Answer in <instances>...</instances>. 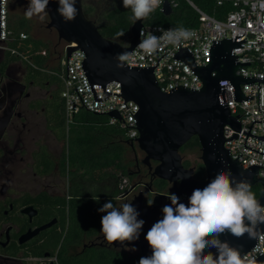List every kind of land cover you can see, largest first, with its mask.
<instances>
[{"label":"trees","instance_id":"1","mask_svg":"<svg viewBox=\"0 0 264 264\" xmlns=\"http://www.w3.org/2000/svg\"><path fill=\"white\" fill-rule=\"evenodd\" d=\"M21 1L9 0V27L15 37L24 33L27 38L20 42L15 40L13 46L26 59L41 63L44 61L42 56L45 55L43 48L46 43L31 35L34 25L22 13ZM170 1L175 6L171 7L169 15H164L158 7L143 19V23L194 27L199 23V15L194 7L217 19H223L231 9L229 3L217 5L215 0ZM82 10L102 37L122 45L129 43L131 11L123 7L122 0H82ZM120 32L125 34L120 36ZM52 78L59 81V87L47 100L45 125L62 147L60 154L55 156L45 146H40L33 154L34 169L39 174H48L57 167L60 175L66 178V190L62 195L47 192L35 196L25 194L19 201L20 205L31 204L38 210L34 224L46 223L53 218L57 221L23 244L17 243L18 234L15 235V240L0 248V252L18 257L19 264H25L26 257H48L51 259L49 264H138L143 256L136 248L92 244L103 239L100 220L106 213L99 209L109 201L117 208L129 203L134 190L131 187L142 182H146L149 188L145 205L151 201L154 193H170L171 187L166 180L150 177L148 169L137 164L136 145L127 139L124 129L109 124L106 115L81 110L67 122L60 97L61 82L54 74ZM196 146L198 139L193 136L184 148L195 149ZM204 177L205 168L199 163L194 169L193 178L202 180ZM123 179H126V184L121 187ZM251 191L256 198L260 194L255 186L251 187ZM25 220L21 219V232L28 227Z\"/></svg>","mask_w":264,"mask_h":264},{"label":"water","instance_id":"2","mask_svg":"<svg viewBox=\"0 0 264 264\" xmlns=\"http://www.w3.org/2000/svg\"><path fill=\"white\" fill-rule=\"evenodd\" d=\"M58 0H49L46 12L47 28L56 31L58 39L73 42L74 47H67L66 57L75 49L85 54L83 67L92 83L105 85L112 81L119 82L121 94L125 100L135 102L139 110L136 114L138 137L136 147L144 153L141 164L148 166L151 175L171 183L170 193L187 204L193 190L203 189L217 172H230L237 180H246L250 187L260 184L261 192L256 198L264 205V181L257 178V168H242L237 160L232 159L224 148L223 128L230 125L238 128V122L231 116L228 108L218 101L220 80L227 79L235 87L237 99L242 98L240 85L252 82L235 75L239 64L231 50L237 45L231 39L216 42L211 47L210 62L202 67H196L189 53L180 52L179 57L190 64L202 81L198 91L178 88L172 92H161L156 84L152 69L129 68L118 60V54L129 53L138 42V33L143 25V19L132 22L129 29V43L122 45L117 41L101 36L96 25L87 19L82 10V0H76L77 15L72 21H65L57 12ZM172 11L169 0H162L161 12L169 15ZM118 64H123L118 67ZM215 72V75L212 73ZM109 116L116 117L115 112ZM196 136L201 150V161L205 168V180L193 178V169L182 165L179 149L191 137ZM151 161L156 162L151 166ZM178 175L180 179H178ZM135 185L131 187V190ZM149 189V188H148ZM169 193L156 192L151 197V205H144V193L139 191L131 203L139 213L138 219L144 221L139 238L121 245L113 243L114 248H136L143 257L151 255L145 235L151 226L162 219V208L171 202ZM22 213L32 216L31 207L24 208ZM55 220L28 230L19 237V243H24L40 231L52 226ZM256 236L249 238L247 234L236 238L230 234L219 237L244 255L256 243L257 236L264 233V224L256 228ZM207 251V250H206ZM210 251L215 255L216 249ZM264 261V255L260 258Z\"/></svg>","mask_w":264,"mask_h":264},{"label":"built area","instance_id":"3","mask_svg":"<svg viewBox=\"0 0 264 264\" xmlns=\"http://www.w3.org/2000/svg\"><path fill=\"white\" fill-rule=\"evenodd\" d=\"M169 2L171 7L175 6V3L170 0ZM215 2L217 5L229 3L231 6L223 19H217L191 4L199 15L197 26L164 27L143 23L138 33V42L128 53L130 59L124 61V64L129 68L152 69L161 92L169 93L178 88L198 91L202 88L199 75L178 54L189 53L194 65L202 67L210 62L211 47L214 43L224 39L237 43L231 50L239 64L235 75L253 81L240 85L241 99L236 98L235 87L229 80L223 79L219 82L218 101L228 108L239 125L238 128L224 126V148L242 168L256 167L257 178L264 181V0ZM177 28L187 29L194 35L176 45L162 44L153 54H147L139 47L149 34L160 37V29ZM26 38L24 33H19L18 37L14 36L9 27V0H0V50L26 59L13 46L15 40L20 42ZM74 46L76 44L73 42L63 41L61 71L57 74L62 85L60 97L64 103L66 121H70L73 115L81 110L106 115L109 124L124 129L127 139L136 144L138 105L122 97L119 82L112 81L105 85L92 83L83 67L84 52L77 48L66 57L67 47ZM212 75H215V72ZM110 112H115L117 116H109ZM125 184L126 179H123L121 187ZM263 255L264 233H261L257 236L254 246L242 255V258L247 256L249 261L254 258L256 264H264L260 259Z\"/></svg>","mask_w":264,"mask_h":264},{"label":"clouds","instance_id":"4","mask_svg":"<svg viewBox=\"0 0 264 264\" xmlns=\"http://www.w3.org/2000/svg\"><path fill=\"white\" fill-rule=\"evenodd\" d=\"M161 3L162 0H122L123 7L131 11L133 23L146 19ZM48 4L49 0H28L25 18L44 21ZM58 5L57 12L65 21L75 19L76 0H58ZM160 31V37L149 34L139 45L147 54L155 53L162 44L176 45L194 35L184 28ZM129 59L128 53L118 54L121 62ZM168 199L171 203L162 208V219L145 235L151 255L141 257L138 264H256L254 258L250 261L247 256L242 258L238 249L219 239L226 233L236 238L245 234L252 238L257 234V226L264 224V205L256 199L246 180L220 171L203 189L193 190L187 204L181 203L175 194L169 193ZM99 211L106 213L100 220V232L109 245L114 242L124 245L139 238L144 221L138 219L139 213L131 203L117 208L109 201ZM212 248L216 249L215 255L210 251Z\"/></svg>","mask_w":264,"mask_h":264},{"label":"flooded vegetation","instance_id":"5","mask_svg":"<svg viewBox=\"0 0 264 264\" xmlns=\"http://www.w3.org/2000/svg\"><path fill=\"white\" fill-rule=\"evenodd\" d=\"M41 40L46 43V47L43 48L45 55L42 56L44 61L41 63L20 58L17 54L13 56L9 52L0 50V248H5L10 241H14L17 234V243L23 244L19 243V237L23 233L42 226L53 219L55 220L53 225L57 221L56 218H53L46 223L34 224L33 221L38 215V210L31 204L20 205V197L25 194L35 196L41 192H47L51 195H62L65 192L55 194L41 189L32 194L20 188L23 176L28 173L34 179L51 175L64 178L60 175L57 167L48 174H39L34 169L33 154L40 146H45L55 156H58L61 151L60 149L58 153H53L46 141L42 142V140L48 134L52 136L45 125L46 104L59 87V81L52 78V75L54 74L58 78L57 74L61 71L60 62L63 58V52L62 48L57 50L56 45L53 48L50 47L49 39ZM61 42L63 43L57 36V43ZM186 143L179 149L182 165L185 168H192L194 172L197 164L202 163L200 145L198 143L196 146V150L200 152L199 160L191 162L182 156L186 149L184 148ZM135 159L137 164L146 167L150 177H153L148 166L141 164V160L137 156ZM155 164L156 162L151 161V166ZM64 179L66 180V178ZM205 179L206 175L202 180ZM169 185L172 186L171 183ZM254 186L258 187L261 192L260 184ZM139 187L144 188L147 193L146 182H142L134 190ZM27 207H31L32 216L22 213V210ZM22 218L26 219L28 227L21 232ZM92 244L107 245L108 243L104 239H100ZM109 246L113 247L112 245ZM27 260H32V264H49L51 259L48 257H26L24 258L25 264H28ZM2 262L4 264H19L20 261L18 257H10L0 252V264H3Z\"/></svg>","mask_w":264,"mask_h":264},{"label":"rangeland","instance_id":"6","mask_svg":"<svg viewBox=\"0 0 264 264\" xmlns=\"http://www.w3.org/2000/svg\"><path fill=\"white\" fill-rule=\"evenodd\" d=\"M88 1V0H85ZM106 1V0H101ZM28 6V0H22L20 2V8L22 13L24 14L25 9ZM34 25V30L31 33L33 37L41 38L43 40H48L51 42L50 47L53 48L54 45H56L57 50H61L63 43H57V33L54 29H49L46 27V24L48 22V15L46 16L44 21H40L37 17H33L30 19ZM50 146L53 153H58L62 147V144L60 142H57L52 136H48L42 140V142H45ZM136 154L137 157L142 160L144 157V154L142 151H140L136 147ZM199 154L200 152L198 150L192 149L190 147H187L184 152L182 153V156L189 159L191 162H196L199 160ZM20 188L30 192L35 193L41 189H45L49 192H53L55 194H62L66 189V180L64 178H59L56 175H51L43 178H36L34 179L31 174H26L23 176V181L20 184ZM139 191L144 192V200L147 196L146 190L142 187H139L135 190H133L131 194V200L132 198L137 195ZM145 205V203H144ZM28 264H32V260H27Z\"/></svg>","mask_w":264,"mask_h":264}]
</instances>
